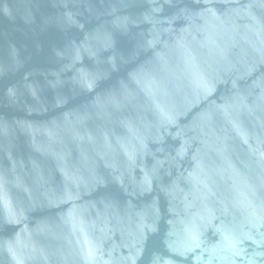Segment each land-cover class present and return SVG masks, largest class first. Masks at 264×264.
I'll use <instances>...</instances> for the list:
<instances>
[{
    "label": "water",
    "instance_id": "95a60500",
    "mask_svg": "<svg viewBox=\"0 0 264 264\" xmlns=\"http://www.w3.org/2000/svg\"><path fill=\"white\" fill-rule=\"evenodd\" d=\"M0 264H264V0H0Z\"/></svg>",
    "mask_w": 264,
    "mask_h": 264
}]
</instances>
